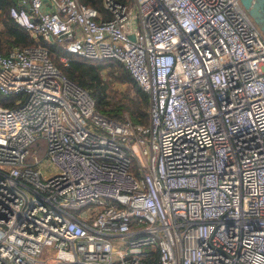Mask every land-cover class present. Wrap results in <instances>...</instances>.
Wrapping results in <instances>:
<instances>
[{
  "label": "built area",
  "instance_id": "obj_1",
  "mask_svg": "<svg viewBox=\"0 0 264 264\" xmlns=\"http://www.w3.org/2000/svg\"><path fill=\"white\" fill-rule=\"evenodd\" d=\"M104 4L10 7L34 36L119 59L150 105L147 123L105 114L48 46L0 51V92L22 95L0 104V264H264L261 27L241 0Z\"/></svg>",
  "mask_w": 264,
  "mask_h": 264
},
{
  "label": "trees",
  "instance_id": "obj_2",
  "mask_svg": "<svg viewBox=\"0 0 264 264\" xmlns=\"http://www.w3.org/2000/svg\"><path fill=\"white\" fill-rule=\"evenodd\" d=\"M17 0H0V51L7 53L15 45L41 43L49 48L55 64L75 82L86 87L95 98L97 108L105 114L123 117L128 114L135 122L149 121V94L138 83L125 65L116 58L96 59L69 51L57 37L34 36L10 14V7ZM99 9L102 16L110 17L111 11L104 0H81ZM128 3L131 0H117ZM65 55L68 60L62 59ZM115 81L124 83L121 90L114 89ZM21 94L0 92V104L12 106Z\"/></svg>",
  "mask_w": 264,
  "mask_h": 264
},
{
  "label": "water",
  "instance_id": "obj_3",
  "mask_svg": "<svg viewBox=\"0 0 264 264\" xmlns=\"http://www.w3.org/2000/svg\"><path fill=\"white\" fill-rule=\"evenodd\" d=\"M241 2L259 24L264 33V0H241ZM131 36L133 37L134 35L132 34ZM52 38L53 35H50V39Z\"/></svg>",
  "mask_w": 264,
  "mask_h": 264
},
{
  "label": "rangeland",
  "instance_id": "obj_4",
  "mask_svg": "<svg viewBox=\"0 0 264 264\" xmlns=\"http://www.w3.org/2000/svg\"><path fill=\"white\" fill-rule=\"evenodd\" d=\"M123 85L124 83H121V82H118V81H115L113 83V87L114 89H118V90H121L123 88ZM44 168V171L46 173H49L51 171H54L56 168L55 166L52 164V163H46L44 164L43 166ZM74 212H77V210L73 209ZM55 254V250L53 249L52 251L50 252H42L39 256H38V259L41 260L40 262H37V264H51L49 260H52V257L54 256Z\"/></svg>",
  "mask_w": 264,
  "mask_h": 264
},
{
  "label": "crops",
  "instance_id": "obj_5",
  "mask_svg": "<svg viewBox=\"0 0 264 264\" xmlns=\"http://www.w3.org/2000/svg\"><path fill=\"white\" fill-rule=\"evenodd\" d=\"M16 2L18 3V0H17ZM17 3H16V4H17Z\"/></svg>",
  "mask_w": 264,
  "mask_h": 264
}]
</instances>
